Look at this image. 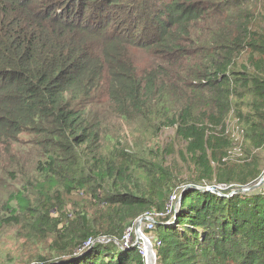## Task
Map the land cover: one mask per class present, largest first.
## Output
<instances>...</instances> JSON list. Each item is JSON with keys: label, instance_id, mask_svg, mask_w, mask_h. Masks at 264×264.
Returning <instances> with one entry per match:
<instances>
[{"label": "trees", "instance_id": "trees-1", "mask_svg": "<svg viewBox=\"0 0 264 264\" xmlns=\"http://www.w3.org/2000/svg\"><path fill=\"white\" fill-rule=\"evenodd\" d=\"M231 117L264 148V0H0V231L25 264H146L114 240L180 186L173 149L148 146L167 127L195 176L156 264H264V188L192 187L260 179L224 160Z\"/></svg>", "mask_w": 264, "mask_h": 264}, {"label": "rangeland", "instance_id": "rangeland-1", "mask_svg": "<svg viewBox=\"0 0 264 264\" xmlns=\"http://www.w3.org/2000/svg\"><path fill=\"white\" fill-rule=\"evenodd\" d=\"M140 60L142 62H145L146 60H148V57L144 55L143 58ZM233 117L230 118L229 126L228 129L225 131V133L230 135L234 139V142L232 148L229 150V156L225 157L224 160L225 162H228L229 166L233 164L235 165L244 164L245 160L249 163L257 162L258 169H260L261 171L260 174L261 177L264 174V148L254 149L251 152H249L246 147V143L244 142L243 128L240 125L239 121ZM175 134H176L175 127H167L159 134L158 137L152 139L149 142L148 146L153 145V143H160L161 144L160 146L163 147L170 146V148L173 149V152L168 157V164H170V166H172L176 170L180 178L179 180L180 186H178L174 190V192L177 193L180 192V189L181 187H183V185L190 183L191 178L195 176V169L194 166L191 165V161L186 154L187 143L181 139L175 138ZM129 137L131 138L130 142H132V140H134L132 138V135H130ZM22 146L26 147V145L23 144ZM255 183L256 182L252 181L250 182V185ZM18 184L19 183L16 182V185ZM218 187L223 192V190L230 188L231 185L228 186L226 184H220L218 185ZM244 187L246 186H242L239 188H244ZM261 188H264V183L256 190H259ZM236 189L237 188H231L226 195L232 193ZM79 195H84V193L80 192ZM171 198L172 197L170 195L168 204L170 203ZM71 210L72 208H69L68 212H70ZM89 210H93V209H89ZM54 215L56 216L57 214ZM17 231L18 230L15 227L4 228L0 231V261L2 262L6 261L8 264H25L27 262L28 254H24V253H28L30 251L29 249L30 247L24 246L25 240L24 238H21L20 235H18ZM143 234L146 237L147 236L153 237L154 235H158V232L155 230L154 232H150L149 234L147 232H143ZM133 239L136 240L134 235H133ZM45 253L47 254L48 252L45 251ZM54 262L60 263L61 260H57ZM35 263L37 262H32L31 264H35Z\"/></svg>", "mask_w": 264, "mask_h": 264}, {"label": "built area", "instance_id": "built-area-1", "mask_svg": "<svg viewBox=\"0 0 264 264\" xmlns=\"http://www.w3.org/2000/svg\"><path fill=\"white\" fill-rule=\"evenodd\" d=\"M171 197H172L171 201L168 204L166 211L164 212H156V211L145 212L141 217H139L132 225H130L126 229L121 241L114 240L120 246L122 250H127L137 245L138 251L143 256L146 264H150V250H151L150 248L152 247L153 257L155 259V264H156L157 258H156V252H155L154 246L161 245V241L156 240L155 237H150V236L146 237L144 236L143 232H147L148 234L150 232H154V230L157 227V223L161 218H165L167 215L173 214V211H175L179 203L180 195L178 193H173ZM139 220H141L140 227H141L142 236L138 239L136 235V224ZM133 235L136 238V240L133 239ZM96 241L110 242V241H113V239L107 238V237H101V238H98ZM90 243H95V240L93 239L88 240L86 245H89Z\"/></svg>", "mask_w": 264, "mask_h": 264}, {"label": "water", "instance_id": "water-1", "mask_svg": "<svg viewBox=\"0 0 264 264\" xmlns=\"http://www.w3.org/2000/svg\"><path fill=\"white\" fill-rule=\"evenodd\" d=\"M263 183H264V174L260 177V179L255 184H252V185L249 184L244 188H237L236 190H234L232 193H230L228 195L238 193V192H249V191L255 190L258 187H260ZM192 187L193 188H199L203 191H205V190L213 191L219 195H226L221 191V189L218 186L198 187V186L193 185ZM140 223H141V220H139L136 224V235H137L138 239L142 236ZM150 249H151L150 250V264H155V259L153 257V249H152V247Z\"/></svg>", "mask_w": 264, "mask_h": 264}]
</instances>
